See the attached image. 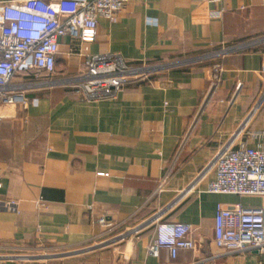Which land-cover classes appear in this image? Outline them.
Here are the masks:
<instances>
[{
    "label": "crops",
    "instance_id": "1",
    "mask_svg": "<svg viewBox=\"0 0 264 264\" xmlns=\"http://www.w3.org/2000/svg\"><path fill=\"white\" fill-rule=\"evenodd\" d=\"M261 38L264 0H130L117 22L98 19L94 41L62 38L55 72L40 79L73 76L105 52L160 68L115 98L86 100L57 85L29 89L27 108L3 107L0 264H264V253L213 241L219 204L264 208V196L209 192L206 170L232 141L258 144L250 132L264 129V41L220 59L215 86V61H194ZM154 217L191 224L198 246L151 256Z\"/></svg>",
    "mask_w": 264,
    "mask_h": 264
},
{
    "label": "built area",
    "instance_id": "2",
    "mask_svg": "<svg viewBox=\"0 0 264 264\" xmlns=\"http://www.w3.org/2000/svg\"><path fill=\"white\" fill-rule=\"evenodd\" d=\"M130 0H14L0 2V121L7 117L4 106L31 104L27 92L36 87L62 85L71 88L86 100L115 98L126 86L147 81L158 65H131L118 52H105L86 57L84 67L73 76L40 79L39 73L52 74L56 70L60 40L65 36L91 42L96 37L100 17L117 22ZM219 3L222 0H209ZM214 11L213 16L220 15ZM264 38L226 45L220 50L202 55L194 61L214 60L212 86L220 79L222 58L246 50ZM36 73L32 83L16 81L21 74ZM263 83H264V69ZM241 84L238 85V88ZM264 99V87L260 102ZM244 126V127H243ZM245 124L235 138L242 134ZM258 141L256 146L233 141L220 149L206 170L214 178L208 185L212 193L264 196V129L250 132ZM156 237L148 246V253L158 257L167 248L175 258L180 249H195L194 228L182 222H160L156 217ZM98 222L107 231L115 224L104 216ZM213 241L230 252L257 251L264 253V208H248L241 203L232 206L219 204L215 215Z\"/></svg>",
    "mask_w": 264,
    "mask_h": 264
},
{
    "label": "rangeland",
    "instance_id": "3",
    "mask_svg": "<svg viewBox=\"0 0 264 264\" xmlns=\"http://www.w3.org/2000/svg\"><path fill=\"white\" fill-rule=\"evenodd\" d=\"M54 252H56V251H48V253H53V255L48 254V257L53 258V257H58L59 256V255H55Z\"/></svg>",
    "mask_w": 264,
    "mask_h": 264
}]
</instances>
